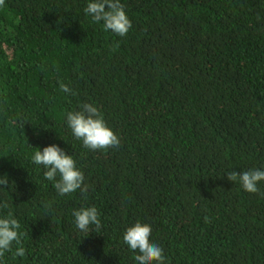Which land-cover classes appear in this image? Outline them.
<instances>
[{
	"label": "trees",
	"instance_id": "trees-1",
	"mask_svg": "<svg viewBox=\"0 0 264 264\" xmlns=\"http://www.w3.org/2000/svg\"><path fill=\"white\" fill-rule=\"evenodd\" d=\"M89 2L0 7V217L18 219L26 250L14 256L13 244L0 264H137L123 236L138 221L164 264H264V181L249 193L227 179L264 170V0H121L125 37L93 22ZM84 103L118 148L72 135L67 112ZM53 144L87 194L60 195L33 163ZM85 206L99 231L76 227Z\"/></svg>",
	"mask_w": 264,
	"mask_h": 264
},
{
	"label": "clouds",
	"instance_id": "clouds-1",
	"mask_svg": "<svg viewBox=\"0 0 264 264\" xmlns=\"http://www.w3.org/2000/svg\"><path fill=\"white\" fill-rule=\"evenodd\" d=\"M4 5L5 0H0V7ZM84 12L91 16L93 22H103L104 31H111L119 37H125L132 28V22L121 0H90ZM60 89L65 93L75 94L63 81L60 82ZM66 120L72 135L81 140L87 149L107 150L120 146V137L107 125L101 110L92 103H84L80 105L79 110L67 112ZM32 161L46 169L45 179L54 182V188L60 195L71 194L77 190L81 194L88 193L90 185L85 183L84 172L77 167L73 156L67 154L59 145L46 146L42 151L38 148L32 156ZM227 179L234 183L238 182L249 193H257L258 183L264 181V170L242 172L232 170L227 173ZM8 185L7 176L0 179V187L6 188ZM9 207L6 201L0 204V209ZM73 216L76 227L81 231L87 232L91 225H95L97 231L101 228L100 214L95 206L81 207L73 212ZM20 227L18 219L11 212L0 217V258L4 257L6 252L13 251V244L17 246L13 252L14 256L25 255L26 250L22 244L25 233L19 231ZM151 233V225L139 221L128 227L124 233V243L131 251L138 253L134 256L137 264L165 262L163 249L150 241Z\"/></svg>",
	"mask_w": 264,
	"mask_h": 264
}]
</instances>
